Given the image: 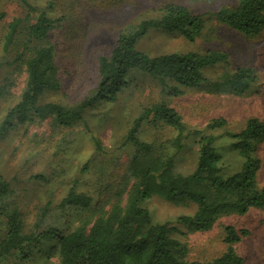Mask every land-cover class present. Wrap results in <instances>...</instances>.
Masks as SVG:
<instances>
[{
    "label": "rangeland",
    "instance_id": "374dc122",
    "mask_svg": "<svg viewBox=\"0 0 264 264\" xmlns=\"http://www.w3.org/2000/svg\"><path fill=\"white\" fill-rule=\"evenodd\" d=\"M168 3L184 5L194 14L213 15L221 8L237 5L238 0H0V60L8 26L15 18L29 17L31 23L45 13L52 20L60 19L59 26L50 32L49 42L55 47L61 88L43 94L41 100L76 105L97 87L99 57L111 53L120 33L147 17L156 16V10ZM140 48L151 56L220 50L228 54V64L208 69L207 80L200 87H179L177 94L168 87L163 90L146 75L135 76L117 100L98 102L87 109L83 121L65 126L51 115L12 128L0 139V173L12 184V201L20 208L27 227L39 220L42 208L48 205L46 226L55 225L66 233L82 216L91 215L101 205L107 209L121 190L126 192L121 199L125 203L133 185L125 177L134 147L120 145L134 118L154 102L165 100L186 125L203 133L219 135L224 130L238 133L249 119L264 122V30L247 36L211 18L204 35L194 42L180 34L152 32ZM238 68L256 71L258 78L249 90L237 95L218 85L211 87L223 80L225 72ZM26 78L22 62L3 69L0 122L20 100ZM221 119L226 123L213 127ZM174 135L175 131L161 122L144 124L137 134L141 141L150 143H161ZM94 137L102 150H96ZM198 148L196 139L190 138L176 157L177 172L189 174L195 169ZM253 155L260 161L258 182L264 186V139L255 143ZM241 164L236 154L224 157L227 174L238 171ZM38 176L43 179L34 178ZM72 186L91 196L92 205L88 209L71 207L62 214L59 205ZM143 205L154 223L168 222L176 227L172 236L185 245L189 260L221 257L228 247L224 241L226 227L233 226L238 231H248L235 244L242 264H264V208L252 209L245 215L221 216L211 230L196 232L177 221L180 216L193 215L194 204L175 205L153 196ZM1 228L0 221V237ZM53 242L44 241L35 246L25 264H60L58 257L49 254ZM17 255L19 251L0 256V264H15Z\"/></svg>",
    "mask_w": 264,
    "mask_h": 264
},
{
    "label": "trees",
    "instance_id": "16d2710c",
    "mask_svg": "<svg viewBox=\"0 0 264 264\" xmlns=\"http://www.w3.org/2000/svg\"><path fill=\"white\" fill-rule=\"evenodd\" d=\"M211 18L239 33L255 35L264 30V0H238L237 5L221 8L213 15L194 14L178 3L162 6L156 10V16L147 17L120 33L111 53L99 57L97 87L72 106L41 100L43 94L61 88L55 47L49 42L50 32L59 26L60 19L52 20L45 13L31 23L29 17L15 18L5 36L0 76L5 67L22 62L27 78L20 100L0 122V139L15 126L35 118L52 115L58 124L65 126L83 121L87 109L98 102L117 100L135 76L146 75L174 94L179 87H200L207 80L208 69L228 64L226 52L188 51L151 56L140 44L152 32L180 34L194 42L204 35ZM257 78L253 69L238 68L225 72L223 80L211 87L218 85L240 95ZM160 122L175 131L172 138L161 143L138 138L144 124ZM225 123L224 119L217 120L213 127ZM190 138H195L199 146L197 164L191 173H179L176 157ZM94 139L96 150H102L98 138ZM263 139L264 122L256 118L249 119L238 133L224 130L215 135L190 128L163 99L145 106L120 145L134 147L125 177L133 185L125 203L121 199L126 192L121 190L107 209L101 205L91 215L82 216L69 232H62L55 225L46 226L45 215L50 205L42 208L39 220L32 227H27L20 208L12 201V184L0 173V256L19 251L15 264H25L35 246L54 241L49 254L58 257L60 264H242L235 244L248 231L227 226L224 239L227 251L219 258L192 261L187 259L185 245L172 236L176 227L168 222L154 223L143 203L158 196L175 205L194 204L195 213L180 216L177 221L196 232L211 230L221 216L245 215L252 209H263L264 186L258 182L260 161L253 155L255 143ZM227 154H236L242 160L241 168L232 174L225 173ZM92 202L91 196L72 186L61 200L60 212L63 214L71 207L88 209Z\"/></svg>",
    "mask_w": 264,
    "mask_h": 264
}]
</instances>
